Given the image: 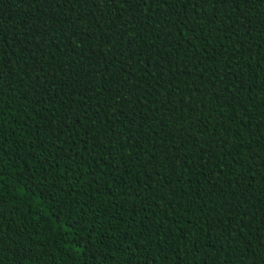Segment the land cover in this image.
<instances>
[{"label":"trees","instance_id":"1","mask_svg":"<svg viewBox=\"0 0 264 264\" xmlns=\"http://www.w3.org/2000/svg\"><path fill=\"white\" fill-rule=\"evenodd\" d=\"M27 2L0 0L3 264H264V9L169 48L130 6Z\"/></svg>","mask_w":264,"mask_h":264},{"label":"snow or ice","instance_id":"2","mask_svg":"<svg viewBox=\"0 0 264 264\" xmlns=\"http://www.w3.org/2000/svg\"><path fill=\"white\" fill-rule=\"evenodd\" d=\"M73 2L77 4H88L93 8L97 7V0H28L25 6L29 8H35L37 5L51 4L54 8H60L63 4ZM99 3L100 5H106L109 3L115 5L116 3H119L121 9H123L125 6H130L132 9H139V16L144 18L145 23L143 25H140L138 17L134 13L131 17H129V20L137 21V24L136 27L130 29V32H138L140 27H152L154 31L156 28H167L169 29V31L165 32V36L171 38L168 45L169 48L173 43H175L177 45V48H179L181 41H183L185 48H192L194 47L193 42L197 41L198 38L205 35L209 38H212L213 40H220L221 37L219 35L213 36V33H221L222 31L227 30L228 27L233 28L234 31L232 32V35L234 38L235 32L241 31L246 36H248L249 39H251L250 33L253 30L251 26L256 22L255 17L257 15V12L260 9H264V0H99ZM169 3H171L173 6L179 5L181 11L179 13L175 10L165 12L164 10L168 9ZM153 5H155L156 8L160 10V16L155 20H153ZM254 5L255 7H253ZM189 9H191V11H189ZM225 9H227V11ZM260 16L264 17V11L260 12ZM172 17H175V19H172ZM217 17L219 18V22H217ZM82 19L83 18L80 16L76 17V19L71 25H69V27H74L77 23H82ZM93 19H95V17ZM225 20L228 21V24L225 25L224 29H222L220 27V24ZM199 21L204 22V26L205 29H207V32H205L204 29L197 31V29L200 28ZM43 26L47 27L46 24ZM124 26L127 28L128 24H125ZM260 26L264 28V19H262ZM109 31H111L110 28ZM177 32H179V35H177ZM102 33L103 29H101V34ZM23 34L26 36V32ZM36 35H40L39 30H37ZM85 39L95 40L96 35H90L86 31H80L77 33L78 43H83ZM154 39L159 40V35L154 37ZM161 43H163V41H161ZM6 44L7 41H5L4 37L0 35V45ZM195 46L199 47L198 44ZM36 47L38 48L39 45H36ZM229 47H231V45ZM227 52L228 50L225 49L224 54L227 55ZM2 55L3 54L0 53V62H2ZM174 55H179V52H175ZM239 55L243 57L244 52L241 51ZM161 59H164V57H161ZM229 59H234V57L230 56ZM139 62L140 61L136 58V56L132 57V66L138 67ZM189 66H191V64ZM149 67H151V65H149ZM200 67L203 68V63L200 64ZM121 68H124L125 73H127L128 70L124 67L123 64H121ZM167 70L174 71V69H172L171 67H169ZM39 71H43V69H39ZM125 78H127V76ZM157 85H159V81H157ZM243 87L244 84L243 81H241L240 88L243 89ZM2 95L3 93L0 92V96ZM115 103L118 104L119 101H116ZM109 107H112V105H109ZM0 108H2V105H0ZM2 118L3 112L0 111V119ZM0 143H2V141H0ZM120 147L122 149L123 145H120ZM237 149L244 150L245 157L248 159H252V155L246 149H243L242 141L237 145ZM165 150H169V146H166ZM179 151L180 147H177L176 152ZM2 158L3 150L0 149V160H2ZM260 167L264 168V161H261ZM29 175H31V172L29 173ZM0 179H2V172H0ZM33 187H35V185H33ZM212 187L215 188V184H213ZM229 189L232 190L230 191ZM246 190L247 189L245 188V191ZM234 194L235 191L233 189V184L232 182H228L225 186V189L223 190V199L224 201H226V203L221 205L222 209L230 205L231 201L228 200V197L233 196ZM21 195H23V190L21 191ZM41 199L42 198L38 197L37 202L39 203ZM183 216L184 213L183 211H181L179 218L183 220ZM242 223L243 215L241 214L237 219V224ZM0 227H2V225H0ZM233 231H235V229H233ZM163 232H166L167 239L171 240L173 235V222H170L168 226L163 229ZM189 235H191V233H189ZM236 236L240 237L241 233L239 231H236ZM159 238L160 240H165V236L163 234H161ZM226 239H231V237H226ZM235 242L236 241L233 240V243ZM203 246L204 245H201V247ZM260 247L261 249H264V243H262ZM220 250L223 251V248H221ZM160 251H163V248H161ZM3 252V237L2 235H0V264H3ZM166 255L167 254H165V264H167ZM25 259L27 258L25 257ZM153 264H155V261H153ZM253 264H255V261H253Z\"/></svg>","mask_w":264,"mask_h":264}]
</instances>
